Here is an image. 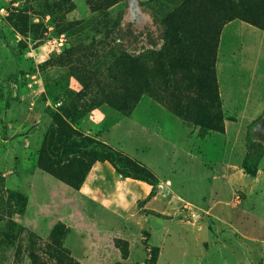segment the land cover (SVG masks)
<instances>
[{
    "label": "rangeland",
    "instance_id": "obj_1",
    "mask_svg": "<svg viewBox=\"0 0 264 264\" xmlns=\"http://www.w3.org/2000/svg\"><path fill=\"white\" fill-rule=\"evenodd\" d=\"M254 7L264 28V0H0V264H264L263 189L252 178L264 148L222 106L224 129L201 124L218 122L219 32L231 17L256 25ZM167 35L193 60L189 81H177L187 117L146 90L118 110L107 100L126 56L144 74ZM247 110H235L241 126ZM56 113L75 139L108 144L154 183L103 158L78 189L44 170Z\"/></svg>",
    "mask_w": 264,
    "mask_h": 264
},
{
    "label": "trees",
    "instance_id": "obj_2",
    "mask_svg": "<svg viewBox=\"0 0 264 264\" xmlns=\"http://www.w3.org/2000/svg\"><path fill=\"white\" fill-rule=\"evenodd\" d=\"M257 12L258 9L254 7L250 12V16L254 18L256 25H259L260 23L255 21L257 20L255 19ZM178 16L177 13H172L169 15V19H174ZM233 18L231 17L230 19ZM167 28H173L170 22L169 24L167 23ZM165 38L166 43L163 49L154 53L151 60L152 65L146 66L144 74L140 70L141 63L138 57L126 56L127 58L122 63L123 74L121 76L123 85L119 86L116 92L110 93L107 100L118 110L123 113L130 112L139 96L146 90L156 98L163 100L176 113L187 117L184 109H180V100L183 98L182 91L185 90V87L180 86L177 81L178 79L189 81L190 67L193 64V60L175 42L173 36L167 35ZM155 83L159 85L157 86ZM209 84L211 83L208 81L207 86ZM214 85V93L209 95V99L216 101L218 109H216L217 113L211 116L210 120L214 118L218 119V122L213 124L207 121L201 124L207 130L212 128L222 130L224 129L223 115L221 113L222 101L219 95L217 78ZM76 134H79L78 131L68 123L64 115L56 113L54 124L49 126L45 135L44 145L39 157L40 166L75 189L80 188L93 162L99 158L109 160L120 173H123L124 169L129 168L133 171H127L128 175H134V177L143 179L150 184L154 183L153 176L147 172V168L144 165L132 161L120 151L98 139L83 137L79 141L74 137ZM81 144L91 146V148L80 149ZM120 242L119 240L117 243L119 244ZM119 247L123 257H126L128 250L121 244H119Z\"/></svg>",
    "mask_w": 264,
    "mask_h": 264
},
{
    "label": "crops",
    "instance_id": "obj_3",
    "mask_svg": "<svg viewBox=\"0 0 264 264\" xmlns=\"http://www.w3.org/2000/svg\"><path fill=\"white\" fill-rule=\"evenodd\" d=\"M215 72L222 107L229 121L237 123L234 128L238 127L240 133L247 129L249 139L264 148V28L239 17L225 22L219 33ZM237 108L254 109L247 110L242 126L235 112ZM228 126L226 120L225 134ZM256 173L252 178L256 188L263 189L261 199L264 200V149ZM247 177L245 174L244 178ZM95 242L91 241L93 245ZM79 259L84 264H98L89 257Z\"/></svg>",
    "mask_w": 264,
    "mask_h": 264
}]
</instances>
